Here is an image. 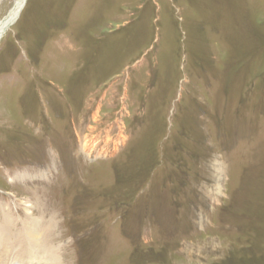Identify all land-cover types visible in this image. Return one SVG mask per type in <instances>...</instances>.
<instances>
[{
	"label": "rangeland",
	"instance_id": "obj_1",
	"mask_svg": "<svg viewBox=\"0 0 264 264\" xmlns=\"http://www.w3.org/2000/svg\"><path fill=\"white\" fill-rule=\"evenodd\" d=\"M1 214L56 264H264V0H27Z\"/></svg>",
	"mask_w": 264,
	"mask_h": 264
},
{
	"label": "bare ground",
	"instance_id": "obj_2",
	"mask_svg": "<svg viewBox=\"0 0 264 264\" xmlns=\"http://www.w3.org/2000/svg\"><path fill=\"white\" fill-rule=\"evenodd\" d=\"M26 1L17 0L15 2L14 8L0 24V34L6 26H11L17 21ZM3 214H1L2 223H0V264H12L13 262H19V264H56L54 251L48 252L46 248L42 247L43 240L50 233L49 227L43 228L40 226V222L37 223V219L31 220L30 217H28L30 222L24 223L22 227H17L7 215L4 216Z\"/></svg>",
	"mask_w": 264,
	"mask_h": 264
},
{
	"label": "water",
	"instance_id": "obj_3",
	"mask_svg": "<svg viewBox=\"0 0 264 264\" xmlns=\"http://www.w3.org/2000/svg\"><path fill=\"white\" fill-rule=\"evenodd\" d=\"M2 21H3V20H2ZM8 27H10V25H9V26H6V27L3 29L2 33L0 34V36H2V34H4V32L8 29Z\"/></svg>",
	"mask_w": 264,
	"mask_h": 264
}]
</instances>
